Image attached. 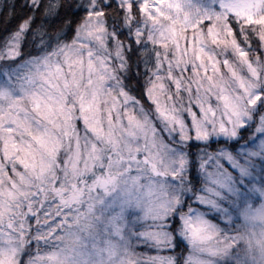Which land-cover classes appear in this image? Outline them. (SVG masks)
I'll return each instance as SVG.
<instances>
[{
  "label": "snow or ice",
  "instance_id": "snow-or-ice-1",
  "mask_svg": "<svg viewBox=\"0 0 264 264\" xmlns=\"http://www.w3.org/2000/svg\"><path fill=\"white\" fill-rule=\"evenodd\" d=\"M3 8L0 57L19 59L22 37L49 20L59 23L57 37L63 33L64 39L50 49L51 55L59 52L63 66L50 63L45 53L25 62L36 71L19 88L0 82V264H176L177 250L182 264H218L241 242L264 254V233L259 239L246 236L241 226L225 233L209 216L231 223V208L222 205L235 197L245 202V226L264 224V206L255 212L247 207L257 194L264 198V183L252 182L256 151L243 159L227 149L197 157L202 183L187 211L179 195L169 196L163 186L147 203L130 194L114 198L120 184H128L122 179L128 161L143 164L153 176L165 173L154 162L156 141L145 125L125 113L126 134L135 139L140 133L147 142L141 159L139 146L121 148L120 121L112 116L121 99L132 98V81L119 76L134 65L132 79L141 95L161 122L179 129L182 140L190 137L177 105L204 143L212 134L234 141L255 120L262 137L256 147L264 152V0H25ZM34 76L57 94L30 90L26 85ZM72 89L79 93L80 120L109 147L107 155L96 143L81 151L75 136L61 158L63 141L74 135L65 97ZM109 102L103 110L106 130L101 105ZM188 163L182 160L180 171ZM183 191L192 189L181 185Z\"/></svg>",
  "mask_w": 264,
  "mask_h": 264
},
{
  "label": "clouds",
  "instance_id": "clouds-1",
  "mask_svg": "<svg viewBox=\"0 0 264 264\" xmlns=\"http://www.w3.org/2000/svg\"><path fill=\"white\" fill-rule=\"evenodd\" d=\"M63 2V0H61ZM71 3V0H67ZM61 26L58 22H52L38 25V30H33L31 33L25 34L21 39V51L20 58L15 62L10 61L6 56L0 57V82H9L10 86L19 88L20 84L25 80V76L28 72L35 73V68L32 64L25 63L30 61L32 57H41L45 53H48L50 63H60L63 66L62 59L57 52L56 55H51V46L57 43V40L63 41L64 35L61 33L60 37H57V32ZM43 70V68L41 69ZM136 73V68L133 65L130 72L123 73L119 76L121 81L125 78L131 80V86L128 88L129 94L132 97L127 102L121 99L117 112H113V122L117 119L120 121V126L116 129L117 138L120 140L121 148L125 143H130L141 148V152L137 155L142 159L144 155V146L147 143L143 135L137 133L135 139L128 136L125 129L128 128V121L125 118V113L134 116L140 120L146 130H149V138H153L156 141V146L152 148L155 156V164L157 168L164 172L163 176H153L151 171L143 164H137L132 161H128L122 165V168H128L129 170L125 173L123 180H127L128 184H120L119 188L113 193L114 198H127L130 194L133 199H139L142 203H147L150 199H155L156 194H160L161 186L169 196L176 194L179 195L181 200L182 210L187 211V206L192 203L195 206L194 195L195 192L201 186V177L195 168L197 163V157L206 155L208 152H216L220 149H227L235 153H243L242 159L247 158L249 150L256 151L258 155L251 158L253 164V181L254 183H264V152H261L256 146L259 144L262 138L255 130V120L249 121L248 130L244 133L239 134L234 141L226 140L223 136H217L215 134L210 135V139L207 143L197 141L194 134L191 131V120L188 118L187 113L183 111L182 105H177L179 115L185 120V127L189 134L188 140H182L180 131L178 128L168 126L161 122L159 119L154 106L147 100L146 97L141 95L140 88L136 86L135 80L132 77ZM65 77L70 78L68 70L65 68ZM87 77H85L86 79ZM225 81L227 77L225 76ZM55 83H60L55 81ZM112 81L108 82V87L113 86ZM30 90L38 91L43 93L45 90L56 95L55 89H48L39 78L34 76L33 83L26 85ZM83 86V81H82ZM61 90L63 86L61 84ZM79 93L75 89L65 92L66 103L72 108L73 119L71 121L74 126V135L63 141L64 148L61 151V158L64 154L70 151V148L75 144V136L79 137L81 151H86L90 143H96L98 146L104 148V154L107 155L109 147L107 145H101L100 141L88 131L80 120L79 105L76 100V96ZM188 97L184 99V105L188 104ZM211 103L217 109L218 117L222 115V110L219 107L215 97L211 98ZM110 107L109 105H101V120L105 127L108 129L107 121L104 119V108ZM258 118V117H257ZM209 132L212 133V128L209 126ZM59 134V133H58ZM128 155L127 152L124 153ZM186 160L189 163L184 167L183 171H180L181 161ZM9 163V167H11ZM97 173L102 170L97 167L95 169ZM176 173L174 176L173 174ZM138 177L135 184L132 183L131 178ZM91 176L86 179L91 180ZM239 184V180H237ZM248 180H245L243 189L247 188ZM184 185L187 188H191L192 191L180 192V186ZM154 189L153 196H149V190ZM234 202L229 203L227 200L224 201L223 207L231 208V223L226 222L225 219H221L215 213H209L210 217H213V222L216 223L223 232L234 233L238 226L240 232L246 236L254 233L255 237L259 239L261 234L264 233V224L256 222L252 225L245 226V221L241 217L240 213L244 209V201H236V198H231ZM264 206V198L257 196L252 197L247 201V207L250 212H255L257 208ZM116 211H119L117 208ZM172 222L170 218V223ZM176 257V264H182L181 250H177L173 253ZM186 255V253H184ZM218 264H264V254L261 253L260 248L255 244L249 248L245 242H241L235 247V250L231 251V254L224 257L218 258Z\"/></svg>",
  "mask_w": 264,
  "mask_h": 264
},
{
  "label": "trees",
  "instance_id": "trees-1",
  "mask_svg": "<svg viewBox=\"0 0 264 264\" xmlns=\"http://www.w3.org/2000/svg\"><path fill=\"white\" fill-rule=\"evenodd\" d=\"M7 3H18L20 5H24L25 0H0V21H2V17L5 11L3 5ZM2 32H3V24L2 22H0V33Z\"/></svg>",
  "mask_w": 264,
  "mask_h": 264
}]
</instances>
